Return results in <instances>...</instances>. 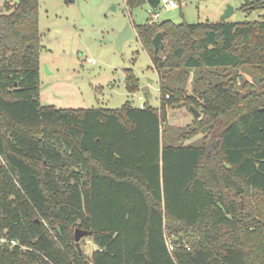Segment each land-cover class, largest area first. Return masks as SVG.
Listing matches in <instances>:
<instances>
[{
    "label": "trees",
    "instance_id": "16d2710c",
    "mask_svg": "<svg viewBox=\"0 0 264 264\" xmlns=\"http://www.w3.org/2000/svg\"><path fill=\"white\" fill-rule=\"evenodd\" d=\"M39 7L0 12V238L19 243L0 245V264H264V20L136 25L160 108L67 110L39 101ZM247 68L261 91L242 85ZM127 72L128 93L141 92ZM172 105L201 117L166 142Z\"/></svg>",
    "mask_w": 264,
    "mask_h": 264
},
{
    "label": "rangeland",
    "instance_id": "374dc122",
    "mask_svg": "<svg viewBox=\"0 0 264 264\" xmlns=\"http://www.w3.org/2000/svg\"><path fill=\"white\" fill-rule=\"evenodd\" d=\"M19 1L0 0V12L6 11V4L14 5ZM65 1L39 0L43 47L40 54L39 101L45 107L67 110H116L127 103L134 108H160V73L153 69L151 58L135 29L136 25L151 20L153 14H158L155 22L172 21L175 24L264 20V8L260 11L241 10L246 0H174L179 8L166 10L159 6L153 14L149 13L151 6L148 2L129 12L125 0ZM249 1L253 3L255 0ZM228 6L234 8V13L223 21ZM129 22L136 35L118 48L117 39ZM88 59H93L95 63H89ZM130 70L141 83V92L133 95L125 86L127 71ZM239 75L243 77L240 79L242 85L246 80L254 85L248 90H262L253 68L240 70ZM145 86L149 87V96L142 91ZM194 119L193 113L184 105L169 106L167 123L163 127L164 141L169 142L167 137H173L175 130L192 124ZM201 137L197 136L186 144L200 145ZM90 241L88 238L81 240L82 254L87 256L96 250Z\"/></svg>",
    "mask_w": 264,
    "mask_h": 264
},
{
    "label": "water",
    "instance_id": "95a60500",
    "mask_svg": "<svg viewBox=\"0 0 264 264\" xmlns=\"http://www.w3.org/2000/svg\"><path fill=\"white\" fill-rule=\"evenodd\" d=\"M66 3L69 2H73V0H66ZM149 5L153 8V9H158L159 7V3L160 0H148ZM234 13V8L231 6H228L222 19L227 20L228 18H230ZM136 33L134 31V27L132 26V24L129 22L126 25V28L124 29L123 32L120 33L116 45L118 48H121L122 45L124 44V42H126L128 39L135 37ZM153 46H154V51L156 53H158L160 50L164 49L165 44H164V34L163 33H158L154 39H153ZM47 68V67H46ZM142 91L146 94V95H150V90L148 86H145L142 88ZM194 117L196 119L200 118V113L194 108H191ZM90 235V233L88 231L85 230H81V229H76L75 231V243H76V247L79 251V253H82V248H81V240L87 238ZM180 242H183V237H180Z\"/></svg>",
    "mask_w": 264,
    "mask_h": 264
},
{
    "label": "built area",
    "instance_id": "2783aa9c",
    "mask_svg": "<svg viewBox=\"0 0 264 264\" xmlns=\"http://www.w3.org/2000/svg\"><path fill=\"white\" fill-rule=\"evenodd\" d=\"M159 6H163V8L166 10H172V9L179 8V5L174 0H160ZM153 11H155V9L151 7V10L149 11V13L153 14L152 13ZM157 18H158V14L151 15L152 21H155ZM88 62L92 64L95 63L93 59H88ZM89 243L92 244L95 247V249H97V246L94 245L92 241H90ZM0 245H8L11 247H15V246H18L19 243L17 241L8 240L7 238L2 237L0 238ZM170 249H172V247H170Z\"/></svg>",
    "mask_w": 264,
    "mask_h": 264
}]
</instances>
